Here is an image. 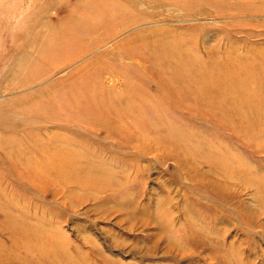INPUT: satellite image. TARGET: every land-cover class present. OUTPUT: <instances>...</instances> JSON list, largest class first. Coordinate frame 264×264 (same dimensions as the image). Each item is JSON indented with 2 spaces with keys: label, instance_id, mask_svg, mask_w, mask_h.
<instances>
[{
  "label": "rangeland",
  "instance_id": "374dc122",
  "mask_svg": "<svg viewBox=\"0 0 264 264\" xmlns=\"http://www.w3.org/2000/svg\"><path fill=\"white\" fill-rule=\"evenodd\" d=\"M74 258L264 264V0H0V264Z\"/></svg>",
  "mask_w": 264,
  "mask_h": 264
},
{
  "label": "bare ground",
  "instance_id": "6f19581e",
  "mask_svg": "<svg viewBox=\"0 0 264 264\" xmlns=\"http://www.w3.org/2000/svg\"><path fill=\"white\" fill-rule=\"evenodd\" d=\"M224 107H225L224 105H222L220 107V111L221 112L223 111V108ZM225 110H227L229 113L235 114V115H237V114L240 113L238 111H235V110L231 109V107L230 108L229 107H226ZM229 113H227V114H229ZM103 176H104V173H100V175L94 176V178H93V190L96 191L97 193H102L104 190L107 189V187H105V185H104V187L101 186V184L103 182V180H102ZM236 176H237V174H236ZM236 176H234V177H236ZM52 236H53V238L55 239V241L57 243V245L55 246V249H57L59 251L57 254H66L65 252L67 250H66V247H65V243L63 242V240L61 241L59 239V234L55 233ZM55 249L49 248V254L50 255L47 256L49 258V260L52 261V262H54V256L57 255V254H54ZM18 250L19 251H23V249L22 250L21 249H18ZM74 260H75V262H77L78 264H80L79 263L80 261H77L76 258H74Z\"/></svg>",
  "mask_w": 264,
  "mask_h": 264
}]
</instances>
